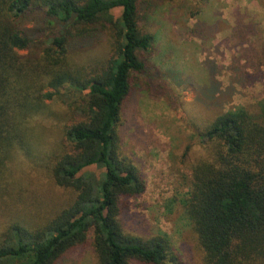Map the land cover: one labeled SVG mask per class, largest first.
I'll use <instances>...</instances> for the list:
<instances>
[{"label":"trees","instance_id":"16d2710c","mask_svg":"<svg viewBox=\"0 0 264 264\" xmlns=\"http://www.w3.org/2000/svg\"><path fill=\"white\" fill-rule=\"evenodd\" d=\"M141 1L0 0V195H13L9 162L43 146L29 145L28 134L47 101L61 99L82 114L65 129L69 145H51L57 148L42 162L71 194L68 204L40 226L0 223V264H59L89 245L97 264H185L165 234L145 239L122 221L128 200L146 190L117 133L133 79L147 69L140 54L155 43L140 30ZM35 17L40 29L59 27L60 36L45 45L42 32L36 36L23 24ZM104 30L116 39L117 57L94 76L84 73L71 49ZM256 109L221 113L199 135L205 156L192 165L188 192L179 198L199 264H264V100Z\"/></svg>","mask_w":264,"mask_h":264},{"label":"rangeland","instance_id":"374dc122","mask_svg":"<svg viewBox=\"0 0 264 264\" xmlns=\"http://www.w3.org/2000/svg\"><path fill=\"white\" fill-rule=\"evenodd\" d=\"M141 2L140 30L154 35L155 43L149 53L140 54L147 69L133 79L117 133L124 152L143 174L146 190L128 200L122 221L129 233L145 239L165 234L185 264H199L196 238L179 198L188 192L192 165L205 156L199 135L221 113L237 107L257 111L264 100V0ZM112 13L118 19L122 10ZM36 19L23 24L36 36L42 32L45 45L49 36H60L59 27L40 29ZM115 40L109 30L88 35L71 49L72 63L84 73H100L117 57ZM46 105L31 119L28 134L29 145L43 146L28 156L18 153L7 166L14 189L13 195H0L5 228L15 222L45 224L70 200L71 194L54 183L42 162L57 148L51 145H69L65 129L81 121L82 114L61 99ZM59 264L97 261L89 245Z\"/></svg>","mask_w":264,"mask_h":264}]
</instances>
